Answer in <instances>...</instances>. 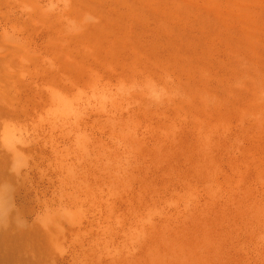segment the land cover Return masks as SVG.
Wrapping results in <instances>:
<instances>
[{"label":"rangeland","instance_id":"374dc122","mask_svg":"<svg viewBox=\"0 0 264 264\" xmlns=\"http://www.w3.org/2000/svg\"><path fill=\"white\" fill-rule=\"evenodd\" d=\"M33 1L37 4L36 6L38 9H44L49 12L51 15V22H53V20L65 19L64 24L65 26L67 25V0ZM70 1L71 3H75V1L79 0ZM84 2H86V4L83 6L76 5V10L79 11L83 17L77 20L75 19L73 22L83 29L78 31L79 34L77 35L81 38L77 40L79 47H81L83 52L88 51L89 45L87 40H85L86 36L84 32H97L98 35L106 34L103 36L102 40L104 57L98 65L93 64L94 68L99 70V76L103 86L108 85L109 87L115 88L118 84H121V81H124L126 83L130 82L129 84H137V86L140 87L139 90L134 92L137 93V96L134 94L137 101H133L135 104H133V108L136 107L134 110L142 115L141 122L143 120V124L141 123L138 127L131 122L115 121L113 115H115L116 111L109 113V111L105 109L103 111V109H101L99 112L92 113V116L98 119L99 126H92L93 128L90 127L89 130H93L95 133L97 131L100 137L102 135L105 137H101L104 146L100 150L101 164L105 175L103 179H107L105 182H107L108 185H110L108 183L109 180L114 184L112 188L107 186L108 190L104 187L101 192V195L103 194L106 197H101V207H103V211H101L105 214H102L103 217L105 216L106 219L108 217L111 220L115 219L111 224V220H101L103 219L101 216L100 222L98 223L100 226L102 225V231H104L105 228L107 233L110 232L108 233L109 239L111 237L113 239L112 241H114L118 247H121L118 249L122 253L125 261L129 264H143V260L148 258L147 261H149L151 259V257L149 255L147 256V253L144 252L145 250L142 249L143 247L141 244L144 236V227H149L151 225V217L155 218V222L158 220L159 224L162 223L164 216L165 218L167 217L166 220L168 217L173 218L169 220L171 223L174 222L173 224H175L177 223L176 218H178V215L184 214L186 215V221L182 217L180 218L182 222L177 224H185L188 222L195 223V218L200 216L199 220L201 221H204V219L213 221V249L210 259L200 258L198 264H220L219 262H222L221 264H264V216L261 215L257 207L258 205H255V203L258 202V204L260 203L259 207L264 209V0H84ZM101 28L105 29L108 33H105ZM51 35L54 36V39H51L52 45L59 39V36H63V33L58 31L51 23ZM111 50L116 52L118 61H113L111 59ZM136 70H138V72ZM54 72L58 74L55 69L51 70L52 74H55ZM155 90H158L159 93L154 94ZM140 100H142L141 103ZM113 103L117 105L118 99L114 98ZM153 111L154 113H152ZM145 112H150V115ZM142 113H145V115ZM144 116H148L147 119ZM205 116L211 117L212 119ZM195 119L196 122H194ZM187 120L191 122H187ZM193 122L195 124L198 123L196 124V126H198L194 128V125H192ZM190 123L192 124L190 125ZM200 123L202 124L200 125ZM157 124H164L165 126L163 125V127H167V129L160 125L161 128L159 125L157 126ZM110 125L115 126L117 133L127 132L128 135L131 132H137L139 140L144 139L142 144L146 141L148 142L151 138L152 141L150 139V144L147 142L145 144L146 147L149 145V149L150 147H155L153 145H156L155 143L157 142L154 137L150 136V133L157 134L158 130L160 134L158 133L157 135H161L164 129L165 131L168 130L167 132L170 134L172 133L173 136L184 137L189 143V146H200L198 148L199 150L196 151L199 153L200 161H207L213 157V168L207 166V169L205 168L202 172L189 177V180L183 176L170 175V171L158 172L159 168H161V165L157 164L158 161L156 162V160L152 158H145L141 161L136 160L134 157L132 158V155L125 151L122 144L116 141L114 135H109L114 133V128ZM142 127L143 129H141ZM98 129L101 131L99 132ZM205 137L210 138H207L208 143L210 142V146L201 144L203 143L202 139H205ZM231 145L235 146L231 147ZM208 147L211 148V151L207 150ZM152 149L153 148H151V150ZM188 151L189 149L186 152ZM232 157H234V159ZM235 161L236 165H233ZM259 166H261V168ZM108 169H110L111 173H108ZM136 170L137 173L135 172ZM131 172H133V174H130ZM125 174L128 175L126 176ZM226 174L227 177H225ZM239 174L242 177L239 176ZM149 176L150 178L147 179ZM235 177H237V179H234ZM229 179L230 181H228ZM249 180L251 182H248ZM223 181H228L229 183L226 182L227 184L225 183L224 185L222 184L224 183ZM235 181L239 182V184ZM220 182L221 185H219ZM148 183L150 186H148ZM233 183H235V185ZM127 184H129V186H127ZM195 184L196 186H194ZM212 185L213 187H211ZM197 187L199 189H197ZM207 187L211 191L207 190L205 192ZM216 190H218L217 193ZM132 191L134 192L131 193ZM124 192H127V196L129 195V197H127ZM140 192H145V194H140ZM213 192L217 196V200L215 198V200H211L215 196ZM219 192L221 194L224 192L221 197L225 199L218 197L220 194ZM225 192H227V196L224 195ZM135 193L137 196H134ZM156 193L159 194L157 195ZM251 194H253L252 196L254 198L250 196ZM257 194L260 196H257ZM146 195L150 196L147 197ZM184 195L186 198L188 196L191 197L185 199ZM124 196L126 199L123 198ZM158 196L161 199L158 200ZM130 197H133L132 200H130ZM180 197L184 200L180 201ZM192 197L194 199H192ZM207 197L210 200H208ZM122 198L124 202H121ZM134 198L137 199L135 200ZM133 199L136 201V205ZM126 200H128V202ZM155 200L157 203H154ZM103 201L107 203L105 206L108 205L107 207L112 208L106 209V207L104 209L105 203ZM141 201L143 202L141 203ZM116 202L117 204L122 203L123 205H118V209ZM161 202L163 205H160V208L159 203L162 204ZM213 203L215 204L213 205ZM130 204H133V206ZM150 204L153 205L150 206ZM208 206H210V208ZM127 207H129V209ZM227 207L229 209H227ZM116 208L118 211H121L118 212ZM113 209L116 210V212H114ZM195 209V215L193 213L191 216V212L195 211ZM220 209L221 211L219 212ZM200 210L205 212L199 213ZM180 211L182 213L178 214ZM213 211H216V213ZM251 211L252 213L254 211L252 216L248 215ZM106 212L109 216L114 215L109 217L106 215ZM115 213L117 214V218ZM128 213L133 217L130 218ZM148 216L150 219H148ZM217 216L220 219L217 218ZM236 216L240 218L238 219ZM251 217L253 218L251 219ZM221 218H223L222 221H220ZM241 218L243 220H241ZM159 219H161V221ZM236 219H238L237 222ZM262 220L263 222H261ZM106 221L109 223H106ZM116 221L121 223H114ZM133 222L134 224H132ZM244 222L245 224H243ZM135 224L137 226H135ZM247 225L249 227H246L244 231L242 228H245ZM113 227L116 229H113ZM119 229L123 230V232L119 231ZM113 231H115L116 234ZM130 232H132V235ZM167 232L169 233V230H166L165 233ZM229 232H231V234ZM116 237L118 240H116ZM254 243L256 246H253ZM126 246L127 249H125ZM246 247L248 249L250 248L249 251H247ZM218 249L220 250L218 251ZM230 250H233L232 252L234 253ZM257 250H259L258 254ZM128 251L130 252L128 253ZM229 252L231 253L229 254ZM9 263L12 264L11 261ZM9 263L0 261V264ZM13 263H15V261ZM16 264H20L19 261H17Z\"/></svg>","mask_w":264,"mask_h":264},{"label":"bare ground","instance_id":"6f19581e","mask_svg":"<svg viewBox=\"0 0 264 264\" xmlns=\"http://www.w3.org/2000/svg\"><path fill=\"white\" fill-rule=\"evenodd\" d=\"M66 2V9L68 15L66 18L67 25L65 26V19L53 20V22H51V15L49 14V12L44 9H38L36 6L37 4H35L33 0H0V261L7 263L11 261L12 264H16L17 261H19L20 264H129L127 261H125L122 253L118 249L121 247H118L117 244L112 241L113 239L111 237L109 239L108 233L110 232L107 233L105 228L104 231H102V225L100 226L98 223L100 222L101 216L103 218L101 220L106 219L105 216L103 217V215L105 214H103L104 212L102 213L103 207H101V197L104 196L103 194L101 195L102 189L104 187H106L107 189V186L112 188L114 184L109 180L108 183L111 185L110 186L107 184V182H105L107 181V179H103V176L105 175L103 172L104 170L101 164L100 156V150L104 146L103 139H101L103 135L100 137V134H98L97 131L95 133L93 130H89V128L92 126H99L98 119L94 118L92 116V113L99 112L101 111V109H103V111L105 109L109 111V113L116 111L115 115H113L115 121L131 122L132 124H135V126L138 127L141 125V123L143 124V120L141 122L142 115L139 114L138 111L134 110V108L136 107L133 108V101H137L134 97V94H136L137 96V93L134 92L139 90L140 87L137 86V84H129L130 82L126 83L124 81H121V84H118V86L115 88L109 87L108 85L103 86L100 80L99 70L95 69L94 65H98L104 57V51L102 49V40L103 36L106 34L98 35L97 32H84L86 36L85 40H87L89 48L87 52H83L77 42L78 39H81L79 38V36H77L79 34L78 31H81L83 29L78 25H75L73 22L75 19L77 20L83 17L79 13V11L76 10V5L83 6L86 4V2H84V0L75 1V3H71L70 0H67ZM51 23L58 31L63 33V36H59V39L55 42L56 44L53 43L52 45L51 39H54V36L51 35ZM101 29L105 33H108L105 29ZM110 53L111 59L113 61H118V56L116 55V52L111 50ZM53 69H55L58 74H56L55 72V74H52L51 70ZM136 71L138 72V70ZM158 93V90L154 91V94ZM114 98L118 99V103H116L117 105L113 103ZM141 102L142 100H140V103ZM145 113L150 115V112ZM145 113L142 114L145 115ZM152 113H154V111ZM209 119L212 118L210 117ZM188 121L191 122L190 120H187V122ZM194 122H196V119L194 120ZM194 122L193 124L190 123V125H194L195 128L198 126H196V124L198 123L195 124ZM201 124L202 123H200V125ZM158 125L160 126L162 124H157V126ZM169 126L172 127L171 125ZM112 127L114 128V133L109 135H114L116 141L122 144L125 151L132 155V158L134 157L136 160L140 161L144 160L145 158H152L156 160V162L158 161L157 164L161 165V168H159L158 172L170 171V175L179 177L183 176L184 178L188 179L189 177L202 172V170L205 169L207 166H209V168L213 166V157L208 159L207 161H200L199 153L196 152L197 150H199L198 148L200 146H189V143L184 137L173 136L172 133L170 134L169 132H167L168 130L165 131L164 129L163 132H161V135H157L159 133L157 129V134L150 133V136L154 137L156 139L155 141L157 142L155 143L156 145H153L155 147H150L149 149V145L147 144V147L145 145L147 141L142 144V141L144 139L139 140L137 132H131L127 135V132L117 133V129L115 128V126ZM143 127L141 129H143ZM163 128L167 129V127ZM207 138L205 137V139H202L203 143L201 144H203L204 146H208L210 143H208ZM150 139L147 143H149ZM232 146L233 145H231V147ZM151 148L153 149L151 150ZM188 149L189 151L186 152ZM207 150L211 151V148L208 147ZM232 158L234 159V157ZM233 165H236V161L233 162ZM259 167L261 168V166ZM229 170L233 171L232 169ZM135 172L137 173V170ZM108 173H111L110 169H108ZM130 174H133V172H131ZM227 174L225 177H227ZM239 176L241 175L239 174ZM148 178H150V176L147 177V179ZM234 179H237V177H235ZM228 181H230V179ZM228 181H223L224 183L222 184L225 185L226 182L229 183ZM239 182L237 183L239 184ZM248 182L251 181L249 180ZM233 184L235 185V183ZM219 185H221V182ZM127 186H129V184H127ZM148 186H150L149 183ZM194 186H196V184ZM244 186L246 187V184ZM211 187H213V185ZM197 189L199 188L197 187ZM207 190L211 191L208 187L205 192ZM218 190H216V193L218 192ZM134 191H132L131 193H133ZM118 192L122 193L121 191ZM124 193H126L127 196V192ZM142 193L145 194V192ZM142 193L140 192V194ZM223 193L224 192H222V194ZM226 193L227 192H225L224 195L227 196ZM156 194L158 195L159 193ZM220 194L218 195V197L222 196V194ZM259 194H257V196ZM135 195L136 193L134 194V196ZM252 195L253 194H251L250 196ZM186 196L185 199L191 197L188 196L186 198ZM215 196L211 200H213L214 198L216 199L217 196ZM127 197H129V195ZM123 198L126 199L125 196ZM123 198L121 202L123 201ZM132 198L130 200H132ZM134 199L133 201L135 203V200L137 198L135 200ZM159 199L161 198L159 197L158 200ZM192 199L194 198L192 197ZM222 199L225 198L223 197ZM179 200L183 201L184 199L181 198ZM126 201L128 202V200ZM103 202L105 203V201ZM142 202L143 201H141V203ZM154 203H157L156 200ZM106 204L107 203L104 204V209L108 206H105ZM121 204H117V208L118 205ZM153 204H150V206ZM214 204L215 203H213V205ZM130 205L133 206V204ZM160 205H163V203H159V207L161 208ZM255 205H258L257 207L259 208L261 215L264 216V209L259 207L260 203L258 204V202H256ZM129 207L127 208L129 209ZM208 207L210 208V206ZM108 208L112 207H107L106 209ZM227 209L229 208L227 207ZM116 210L113 209L114 212H116ZM220 211L221 209L219 210V212ZM195 212L196 209L195 211L191 212V216L193 215V213L195 215ZM200 212L203 211L200 210L199 213ZM181 213V211L178 212V214ZM214 213H216V211ZM253 213L251 211L248 213V215L252 216ZM128 214L130 216V213ZM182 215H178V218H176L177 223L182 222L180 219L182 217L185 220L186 215ZM107 216H109V214ZM115 216L117 218L116 213ZM131 217L133 216H130V218ZM199 217H194L195 223L188 222L185 224H173V221V223L170 222V220L173 218L168 217V219L166 220L167 217L165 218L164 216V219H162V223L160 222L161 224H159L158 220L157 222H155L156 220L154 217H151L150 219V217L148 216L151 225L149 227H144V236L142 238L143 241L141 243L143 248H141L145 250L143 251L147 253V256L149 255L151 259L149 258V261H147L148 258L145 260L142 259L143 264H198V260L200 258L209 260L212 253L211 251L213 249V221L209 219H204V221H201L199 220ZM253 217H251V219ZM217 218L219 217L217 216ZM238 219H236V222ZM106 220L110 221L111 219L107 217ZM159 220L161 221V219ZM222 220L223 218H221L220 221ZM241 220L243 219L241 218ZM108 221H106V223H109ZM111 221L112 222L110 223L112 224L115 219ZM118 222L119 221H116L114 223L118 224ZM134 222L132 224H134ZM261 222H263V220ZM136 224L135 226H137ZM243 224H245V222ZM246 227L249 226L247 225L245 226V228L242 229H244L245 231ZM114 228L115 227H113V229ZM121 229H119V231L123 232V230ZM166 230H169V233H165ZM113 232L116 234L115 231ZM132 232H130V234ZM229 233L231 234V232ZM138 235L140 236L139 233ZM116 240H118L117 237ZM254 245L255 243L253 244V246ZM125 249H127V246ZM246 249L247 251H249L250 248L248 249L246 247ZM219 250L220 249H218V251ZM230 251L232 252L233 250ZM258 251L259 250H257V254ZM129 252L130 251H128V253ZM231 252H229V254ZM12 261H15V263H13ZM219 263L221 264L222 262Z\"/></svg>","mask_w":264,"mask_h":264}]
</instances>
